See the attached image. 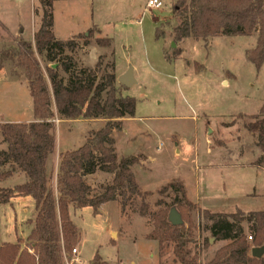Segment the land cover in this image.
<instances>
[{"label": "rangeland", "instance_id": "374dc122", "mask_svg": "<svg viewBox=\"0 0 264 264\" xmlns=\"http://www.w3.org/2000/svg\"><path fill=\"white\" fill-rule=\"evenodd\" d=\"M41 1L0 0V126L34 120L27 76L18 60L20 42L34 51L45 78L46 69L52 67L67 81L61 65L69 59L77 69L95 71L97 82L112 72V66L117 78L131 67L136 83L129 89L117 87L123 96L135 100V113L121 123L113 138L119 159H138L132 172L140 190L148 193L135 197L124 212L120 200L104 204L98 214L91 208H71L79 243L64 253L65 259L90 264L98 255L110 264H178L171 246L165 247L160 257L157 242L148 238L154 216L161 212L168 217L176 200L181 201L179 193H160L162 187L178 181L186 189L185 198L194 205H184L180 211L188 247L199 250L201 264H208L229 241L211 237L207 230L210 222L202 210L245 216L264 211V170L252 166L260 156L257 138L264 135V116L260 114L264 64L256 69L246 59L256 45L257 34L174 43L173 30L187 15L182 9L173 11L178 0H161L159 10H147V0H56L53 34L63 43L71 41L75 48H66L62 54L52 50L53 60L48 61L46 53H36L33 40L41 23ZM157 31L162 33L160 37ZM99 39H108L109 45L99 47ZM50 110L56 146L47 171L54 185L60 156L82 146L89 132L98 131L105 122L63 119L53 102ZM253 122L261 125L254 135L247 130ZM5 169L9 167L0 172ZM9 178L13 187L25 182L18 171ZM112 178L99 174L84 180L96 195ZM3 181L0 179V184ZM10 203L0 205L2 240L13 237L15 221L25 216V203ZM141 205L147 207L145 217L138 214ZM33 220L17 228L16 240L11 243L19 241L22 248L28 244L21 234L32 228ZM242 227L250 242V224L243 222Z\"/></svg>", "mask_w": 264, "mask_h": 264}, {"label": "trees", "instance_id": "16d2710c", "mask_svg": "<svg viewBox=\"0 0 264 264\" xmlns=\"http://www.w3.org/2000/svg\"><path fill=\"white\" fill-rule=\"evenodd\" d=\"M54 1H41V23L33 37L36 53H46L48 61L53 60L52 50L62 54L66 48H75L71 41L63 43L55 39L52 30ZM181 9L187 15L173 30L174 43L188 38L207 41L219 36H251L256 33V45L246 54V59L256 69L264 64V0H178L173 11L177 13ZM156 34L157 37L162 35L160 31ZM97 45L106 47L109 40L99 39ZM19 46L18 60L27 76L34 120L0 126L5 145V150L0 151V169L9 167V170L0 172V179L5 180L16 171L25 177L23 184L0 190V205L16 198L30 197L35 215L30 223L28 244L23 248L19 241L1 245L0 264H65L64 253L79 243L77 228L70 219L71 208H91L94 214H98L104 204L120 200L124 212L135 197L148 195L140 190L131 170L138 159H119L112 137L113 132L121 130L124 118H133L136 103L119 92L113 66L112 72L97 82L95 71L77 69L72 60L67 59L61 65L63 73L68 76L67 81L59 75L58 68L52 67L46 69L45 78L31 47L23 42ZM51 102L63 119H100L105 122L98 131L89 132L82 146L60 156L54 185L47 171L48 158L56 146ZM260 114L264 116V105ZM260 127L259 123L253 122L247 125V130L254 135ZM256 147L260 156L252 166L264 169L263 134L258 136ZM96 172L110 174L113 179L111 184L100 186V192L92 195L94 189L84 179ZM168 190L181 195V201L176 200L177 204H174L180 215L184 205L192 206L185 198L181 182L167 184L160 193ZM201 213L210 222L207 230L211 237L217 241H229L208 264H264V256L261 259L250 256L252 247L264 245V211L250 212L246 216L240 212L224 215L202 210ZM138 214L145 217L147 207L141 205ZM243 222L250 224V242L244 235ZM153 226L148 238L157 242L160 257L165 247L171 246L176 263L201 264L199 250L192 251L188 247L189 236L183 225L173 227L168 217L159 212L154 216ZM90 264L110 263L95 255Z\"/></svg>", "mask_w": 264, "mask_h": 264}, {"label": "crops", "instance_id": "0c3cea01", "mask_svg": "<svg viewBox=\"0 0 264 264\" xmlns=\"http://www.w3.org/2000/svg\"><path fill=\"white\" fill-rule=\"evenodd\" d=\"M123 74L121 73L120 74V76H122ZM116 76V75H115ZM116 78H117V76H116ZM118 84V83H117ZM126 119H130V118H124L123 120H122V122H124V120H126ZM116 132V131H115ZM114 133V132H113ZM112 137H113V134H112ZM114 139V138H113ZM114 143H115V140H114ZM114 147H115V145H114ZM115 151H116V149H115ZM259 157V156H258ZM257 157V158H258ZM256 158V157H255ZM256 158V159H257ZM256 159H254V161L252 162V163H254L255 161H256ZM134 166V165H133ZM132 166V167H133ZM256 169H261V170H264L263 168H259V167H256ZM131 170H132V168H131ZM133 173V172H132ZM99 174L103 177V176H109L110 174H105V173H102V172H96L95 174H93V175H90V176H87V178L88 179H91V178H95L96 176L98 177L99 176ZM111 176V175H110ZM135 177V176H134ZM86 178V179H87ZM110 178V177H109ZM11 178H7V179H5V181H3L1 184H0V189H12V188H14L13 187V185L11 186L10 185V180ZM85 179V180H86ZM113 179V178H112ZM135 181H136V179H135ZM137 183V182H136ZM139 187V186H138ZM185 188V187H184ZM185 191H186V189H185ZM186 195H187V192H186ZM188 198V197H187ZM189 199V198H188ZM190 201H192V202H195V203H197L196 202V200H191V199H189ZM14 201H15V203L16 202H20V203H25L26 204V207L24 208L23 207V212L25 213V216H24V218H22L21 220H19L18 222L17 221H15V223H14V229H13V237L10 239V238H4L3 240L2 239H0V242L1 243H11V242H13V241H15L16 240V231H17V228L18 227H20V225L24 222V221H27V220H33V217H31L32 216V213H33V211H34V202H33V200L30 198V197H27V198H16V199H13V200H11L10 202V204H14ZM114 203H116V202H114ZM33 222V221H32ZM31 230V229H30ZM30 230H25V232H24V234H21V236H22V238H27L28 237V235H29V233H30Z\"/></svg>", "mask_w": 264, "mask_h": 264}, {"label": "water", "instance_id": "95a60500", "mask_svg": "<svg viewBox=\"0 0 264 264\" xmlns=\"http://www.w3.org/2000/svg\"><path fill=\"white\" fill-rule=\"evenodd\" d=\"M174 46V44H173ZM117 83L124 87L125 89L131 88L136 82L133 78V69L130 67L126 73L117 78ZM168 222L173 227H180L183 225V220L181 215L176 210V208H172L168 214ZM264 256V245L262 247L253 248L251 250V257L254 259H261Z\"/></svg>", "mask_w": 264, "mask_h": 264}, {"label": "built area", "instance_id": "2783aa9c", "mask_svg": "<svg viewBox=\"0 0 264 264\" xmlns=\"http://www.w3.org/2000/svg\"><path fill=\"white\" fill-rule=\"evenodd\" d=\"M146 9L147 10H159L163 7V3L161 0H147V3H146ZM77 253V250L74 249L73 250V254H76ZM64 260H65V264H73L74 260H67L65 259L64 257Z\"/></svg>", "mask_w": 264, "mask_h": 264}]
</instances>
